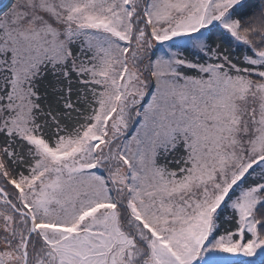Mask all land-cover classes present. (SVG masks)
<instances>
[{
  "label": "snow or ice",
  "instance_id": "1",
  "mask_svg": "<svg viewBox=\"0 0 264 264\" xmlns=\"http://www.w3.org/2000/svg\"><path fill=\"white\" fill-rule=\"evenodd\" d=\"M0 264H264V0H0Z\"/></svg>",
  "mask_w": 264,
  "mask_h": 264
}]
</instances>
